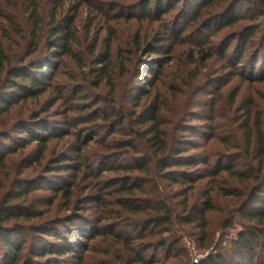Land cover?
Instances as JSON below:
<instances>
[{
  "label": "rangeland",
  "instance_id": "374dc122",
  "mask_svg": "<svg viewBox=\"0 0 264 264\" xmlns=\"http://www.w3.org/2000/svg\"><path fill=\"white\" fill-rule=\"evenodd\" d=\"M232 1L235 0H229ZM236 1L238 3L234 10L239 20L219 32L211 28L210 35L207 31L210 21L207 20L216 15L213 9L203 13L202 23L191 22L186 26L185 8L181 4L159 21H149L127 19L129 15H139L137 0H0V101L11 103L8 111L0 110V157L4 155L3 167H0V205L9 199L17 209L36 211L35 218H39L29 222L10 221L6 225L28 234V245L35 247L41 244L40 250H53L41 262L49 257L54 258V241L51 237L46 240L32 231L35 226L44 225L49 234L54 232L61 237L70 227L77 234L78 231L90 232L95 227L111 225V220L100 215L99 206L89 203V200L97 196L99 190H102L101 200L112 202L116 199L106 197L112 192H105L104 184L115 179L117 174L105 171V168L130 164L134 160L136 154L129 151L124 157H119L121 153L117 152L116 143L135 138L133 135L142 131L134 125L133 120L153 101L160 106L162 121L167 124L162 127L163 130L165 128L168 136L175 140L177 146L172 147L174 151L184 148L181 157L194 156L207 160L212 168L221 160L226 165L236 156L244 157L245 141L241 124L247 111L253 121L259 118L264 131V80L250 81V68L255 58L258 59L255 78H259L258 73L262 69V29L255 34L252 44L246 43L242 61L238 64L236 59L240 42L246 38L247 31L258 26L262 28V19L253 23L249 18L251 13H259L256 7H263L264 0ZM34 4L40 8L46 28L54 10L58 24L72 23L78 41L72 47L77 60L60 54L54 59L49 57L54 53L53 49H48L51 26L41 34L37 51L30 53L34 45L27 25L28 7ZM113 4L119 5V8L111 13L109 5ZM219 18L214 20L218 21ZM13 26H18L20 30L16 31ZM157 38L162 44H158ZM199 45L206 53L212 49L211 60L198 61ZM227 45L229 48L224 55L223 48ZM156 47H162V52H171L151 53ZM107 48L110 61L103 71L104 79L100 81L102 74L97 72L100 66L95 63ZM31 62L41 66L47 63L53 68L50 73L45 72L48 78L46 91L38 98L15 103L16 92L9 88L10 72L12 69L24 70ZM151 70L154 77L150 75ZM15 82L22 83L20 79ZM23 85L29 87L27 83ZM79 96L85 99L81 100ZM81 106L89 109L79 112ZM93 114L100 119L107 114L112 123L95 121L91 119ZM121 116L125 117V124L115 127ZM38 125H45L51 138L40 161L34 162L36 145H26V135L20 132V127L25 126L30 130ZM85 142L87 145H84ZM142 150L145 151L136 156L146 154L151 157L149 146L145 145ZM61 159H66L64 164H69L71 169L57 171L55 162ZM235 164H239L237 168L240 169L243 163L238 161ZM151 169V176L155 178L162 197L168 199L169 206L178 216L184 215L180 207L184 200L180 196L182 193L186 194L190 208L202 204L207 194L216 197L214 182L226 190H243V186L225 175L214 179L204 178L191 186L170 185L161 180L164 177L159 169H154L153 165ZM197 169L204 170L198 166L188 170L173 168L171 171L186 170L191 173ZM90 170L95 172L96 178L90 176ZM99 172L100 176L97 177ZM63 185H70L69 200L61 194L54 197L50 191ZM21 186L23 190H29L28 196L15 199L16 190ZM239 200L241 202L242 198H214L218 210L217 213L206 214L210 224V242L207 244L198 243L199 231L193 226L176 224L173 235L180 239L181 257L167 258L164 251H149L144 255L149 258L156 255L159 264H200L211 254L221 252L230 255V243L235 239L236 231L221 230L220 224L224 223L222 220L225 218L218 211L236 210ZM108 209L101 212L107 214ZM234 216L238 218L235 221L239 220L236 214ZM236 230H239L238 227ZM119 231L126 235L132 233L131 229L125 227ZM260 241L262 245H252V250L258 258H264V237ZM81 242L74 235L68 246L75 245L69 253L76 256L75 259L64 256L59 261H68L66 264H123L116 258L117 254L126 259L127 253L109 241V237L82 239ZM127 262L126 259L124 264H130Z\"/></svg>",
  "mask_w": 264,
  "mask_h": 264
},
{
  "label": "trees",
  "instance_id": "16d2710c",
  "mask_svg": "<svg viewBox=\"0 0 264 264\" xmlns=\"http://www.w3.org/2000/svg\"><path fill=\"white\" fill-rule=\"evenodd\" d=\"M237 1L229 2V0H137L136 9L139 11V15H129L127 19H138L142 18L145 20L159 21L161 18L169 15L175 10L178 4H181L185 8L184 23L186 26L191 22L201 23L204 21V12L213 9L214 17L209 18L210 25L207 26V31L210 32L213 29L214 32H219L222 28L230 27L234 25L239 18L235 16V7ZM264 4V1L262 2ZM223 5V6H222ZM223 9H222V8ZM110 12L114 13L119 8V5H109ZM222 9L223 11L217 10ZM259 13L250 14V20L253 23H258L262 19V28L255 27L247 31V36L244 40H241L239 45V52L236 56L238 64L242 61V53L245 49L246 43L252 40L256 33L261 32L263 37L261 39V46L264 50V6H257ZM104 11V8L101 9ZM261 11V12H260ZM29 17H28V27L31 30L32 44L33 48L30 50L31 54H34L37 50L38 40L48 27L50 39L48 41L49 51L54 50V53L50 54V58L54 59L61 56H68L75 58L76 55L73 52V46L77 45L78 41L75 36L74 29L72 28V23L70 21L65 22V24H58L56 22L55 10L54 14L50 16V24L47 25L44 19L41 18L40 8L37 5H31L28 7ZM184 12V10H183ZM210 15V14H209ZM219 20H214L217 19ZM206 21V20H205ZM184 25V26H185ZM16 31H19L18 26H13ZM215 34V33H213ZM177 35H175L176 37ZM158 39V38H157ZM158 44H162V41L158 39ZM156 42V43H157ZM198 49V61L204 62L211 60L213 57L212 49L209 53L199 45ZM228 45L223 48V53L228 50ZM94 49V48H93ZM153 50L154 54L170 53L171 50L167 52H162L164 49L162 47H156ZM30 55V54H29ZM262 69L259 71V78H255L254 72L255 65L258 64V59L255 58L253 65L250 68V81L261 82L264 80V56H262ZM110 61V54L108 48L102 55H100L96 60V65L100 66L97 71L100 75V81L103 78V71L106 69ZM0 61V66H1ZM45 66L30 63L28 67L24 70L12 69L10 72V77L8 78L9 88L16 92V100L26 101L27 99H35L43 95L46 91V73H50L53 68H50L49 64L44 63ZM150 75L154 77V72L151 70ZM159 72V71H157ZM234 76V75H233ZM16 79H20L22 83L17 84ZM27 83L29 87H23ZM149 85H151L149 83ZM144 93V91H143ZM144 96L147 97L145 92ZM143 95V94H142ZM12 96V95H11ZM76 94L75 97H77ZM84 100L83 96L78 97ZM11 107V103L7 101H0V110L8 111ZM79 112H83L89 109L87 106H81L78 108ZM91 119L95 121L101 120L109 124L112 123L111 118L105 114L103 118H99L96 114ZM243 122L241 124V129L243 131L244 139V157L236 156L235 160L231 163L224 165L223 160L219 161L212 168L207 160L198 159L194 156L181 157L184 153V148L182 150H177L176 152L172 148L177 146L175 144L174 138H171L167 134V130L163 126L165 123L162 121V116L160 115V106L155 104L153 101L147 108H144L137 117L134 118V125L141 128L142 131H137L135 138H129L127 140H121L116 143V150L121 153L119 157H124L127 151L133 154H142V150L145 145L149 146L151 152V157L146 156V154L139 156H134V160L130 164H115L110 168H105V171H113L117 174L116 178L106 182L104 184V191L112 193L106 194V197L111 196L116 197L112 202H106L101 200V192L97 196L90 198L89 203L98 205L100 208V215L105 216V219L109 221L111 225H105L93 228V230L88 231H78L67 228V230L60 237L58 233L49 234V231L45 229L44 225H37L32 228V231L37 232L42 235V238L48 240L49 237L54 241L52 246L55 250L54 258L49 257L45 262H41L47 255L52 254V251H47L45 248L40 250L41 244L28 245L29 236L22 229L14 226H7L6 223L10 221H32L35 218L36 211L34 209L27 208L26 211L17 209L15 206L10 204L9 199L0 205V264H66L68 261H59L60 258L67 256L68 258L75 259L74 255L69 253L72 251L75 245H69L75 235V239L81 242L82 239L92 240L94 238H108L116 246L119 245L125 253H127L126 259L130 264H159L160 261L157 259L156 255L152 257H147L144 253L149 251H164L168 257L178 259L181 257L180 239L173 235V227L176 224H183L185 226L194 227L199 231L197 235V241L201 244H207L210 242V236L208 232L209 222L206 218L207 213H217L218 208H216L214 203V198L217 196L221 197H235L242 198L239 200V205H236V210H219L220 215H224V220L220 224L221 230L226 231H236L235 239L231 241L230 255L223 254L221 252L215 255H209L206 260L200 264H264V258H258L254 250H252V245L260 247L262 245L260 239L264 237V131L261 128V123L259 118L252 120L250 112L244 114ZM125 117H120L118 124L115 127H122L125 124ZM167 125V124H166ZM165 125V126H166ZM27 130V127H20V132L26 135L27 144L30 145L35 143L37 148L36 158L34 162H39L43 156L46 149V144L51 137L48 134V129L45 125H38V127ZM42 135V136H37ZM96 136V135H95ZM8 145H10L11 140L8 138ZM139 143V144H138ZM144 143V145L142 144ZM179 143V142H178ZM84 145H87L86 142ZM187 144H183L186 146ZM112 148V146H111ZM14 152V151H12ZM146 153V152H145ZM240 161L243 163L240 169L237 168L235 163ZM4 155L0 157V167H3ZM66 159L57 160L55 162L57 171L62 169H71L69 164H64ZM234 162V163H233ZM151 165V166H150ZM154 169H159V172L164 177L161 180L168 182L170 185H193V183L204 179V178H217L221 175H225L231 181H236L238 185L243 186L241 192H235L231 190H226L225 188L219 187L218 182H214L216 197L205 195V200L200 205H194L193 207L187 206L186 194L182 193L180 196L184 197L183 202H181V209L184 215H177L176 212L169 206L168 199L159 191L158 185L155 184V178L151 176ZM198 166L203 167V171L197 169L193 172H188L186 170L190 168H196ZM63 167V168H60ZM186 169L185 172L182 171H171V169ZM152 170V171H151ZM99 175L97 177L100 176ZM90 176L95 177V172L90 170ZM112 181V182H111ZM15 199H21L22 197L28 196L29 190H23L22 186L17 188ZM57 197L59 194L66 200L71 197L70 185L56 186L54 189H50ZM109 195V196H108ZM110 199V198H109ZM106 208H109V212L103 213ZM239 217V220L236 216ZM128 216L129 218H124ZM36 218H39L38 216ZM35 218V219H36ZM75 219V218H74ZM133 219V220H132ZM79 222L78 220H73ZM67 223L71 221H66ZM131 222V224L126 223ZM80 223H78L79 225ZM81 227V226H80ZM122 227L132 230L131 235H126L119 231ZM238 227V231L236 230ZM212 231V230H211ZM44 235V236H43ZM207 242V243H206ZM78 243V244H80ZM138 243V244H137ZM27 246H29L27 248ZM43 247V246H42ZM212 248V247H211ZM210 248V249H211ZM252 252V253H251ZM116 258L121 262L125 263L126 259L121 258L117 254ZM127 262V263H129ZM79 264V263H76Z\"/></svg>",
  "mask_w": 264,
  "mask_h": 264
}]
</instances>
